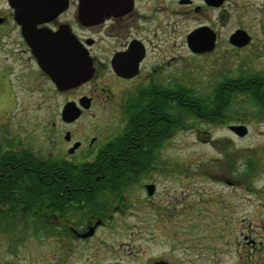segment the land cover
Segmentation results:
<instances>
[{"label": "flooded vegetation", "instance_id": "flooded-vegetation-1", "mask_svg": "<svg viewBox=\"0 0 264 264\" xmlns=\"http://www.w3.org/2000/svg\"><path fill=\"white\" fill-rule=\"evenodd\" d=\"M232 53L264 56V0H0V233L20 232L0 241V264H170L115 241L129 227L157 239L171 215L161 180L180 183L181 171L168 164L166 144L184 130L183 89L199 95L183 81L184 61ZM71 56L80 78L59 86L51 71ZM224 77L264 87V70ZM7 166L21 169L16 178ZM40 167L43 188L33 176ZM41 232L47 243L22 236ZM241 234L245 248L262 243Z\"/></svg>", "mask_w": 264, "mask_h": 264}, {"label": "rangeland", "instance_id": "rangeland-1", "mask_svg": "<svg viewBox=\"0 0 264 264\" xmlns=\"http://www.w3.org/2000/svg\"><path fill=\"white\" fill-rule=\"evenodd\" d=\"M242 69L264 70V56L232 53L186 59L183 81L199 93H210L218 80ZM22 108L34 111L28 105H18L15 111ZM232 110L226 123L194 122L193 127L168 140L167 162L181 171L180 183L161 180L160 187H167L174 200V206L169 207L171 215L163 218L157 239L147 240L148 235L138 227H129L120 232L115 244L124 243L127 248L140 243L151 257L160 256L170 264H264V114L256 112L246 95L236 97ZM232 123L246 124L249 133L236 136L228 129ZM248 161L254 170L246 176ZM167 172L171 178L176 175L175 169ZM126 220L133 222L135 218ZM242 231L261 245L245 248ZM19 233L1 232L0 241L17 240L14 236ZM22 236L24 240L49 241L47 233ZM132 264L138 262L133 260Z\"/></svg>", "mask_w": 264, "mask_h": 264}, {"label": "trees", "instance_id": "trees-1", "mask_svg": "<svg viewBox=\"0 0 264 264\" xmlns=\"http://www.w3.org/2000/svg\"><path fill=\"white\" fill-rule=\"evenodd\" d=\"M227 80V77L218 80L210 93H199L198 96H195L193 90L187 88L183 89V98L181 104L183 114L181 127L183 129L192 127L194 122H206L208 124H222L228 122L230 116L233 113V102L239 95H247L251 106L258 109V111L256 112L258 114H264V87L259 88L256 86H250V80L246 83L238 82L240 80L229 81V83L227 82ZM164 103H166L168 111L173 109V113L176 115V102H172L171 100H169V97H166ZM162 105L163 102H160L158 104L159 111H161V109L163 108ZM154 126L155 125H153L151 128H155ZM160 128V125H158V129ZM7 156L15 155L9 153L7 155H4L2 159L6 160ZM11 159L15 160L16 157H11ZM247 164L248 168H246L244 173L246 174V176H249L254 170V167L252 166V161H248ZM232 165L230 166L233 169L234 167ZM10 169V166H7V172L5 173V176L9 180L10 178H16L21 171V169H14L15 171L10 172ZM116 172H118V169L116 168L108 169L106 176L114 177L116 176ZM47 173L48 171L44 169V167L37 168L36 173L34 172V182H36L37 185H40L39 187L43 188V186L47 185ZM8 182L9 184L11 183V181ZM39 194L40 195L37 199L38 207L41 209L47 208L48 197L44 194V192H40Z\"/></svg>", "mask_w": 264, "mask_h": 264}, {"label": "water", "instance_id": "water-1", "mask_svg": "<svg viewBox=\"0 0 264 264\" xmlns=\"http://www.w3.org/2000/svg\"><path fill=\"white\" fill-rule=\"evenodd\" d=\"M12 3L14 4H19L21 2H32L34 0H10ZM197 37V35L195 34H191L189 36V42L190 45L193 49H197L195 46V38ZM244 38V31L242 30H238L237 33H235L232 36V39H235L236 41L240 42L242 41ZM214 40V37H212V42ZM246 41V39H244V42ZM213 48V46H211ZM71 59L65 63V65H59L58 63H56V68L55 70L51 71V74L53 76V78L55 79L57 85L60 86V84H64V83H68V82H74V81H78L80 77L79 76V72L76 70L75 68V63L73 60V57H70ZM84 75V73H83ZM82 77V75H81ZM75 107L74 105H72V103L69 105H66V109L65 112L68 114H72L75 113ZM76 114H78V111L76 112ZM228 128L230 130H232L235 134H237L240 137H243L245 135L248 134L249 132V128L246 124H230L228 126ZM153 186V185H152ZM149 193H153V188L151 187V189L149 188Z\"/></svg>", "mask_w": 264, "mask_h": 264}]
</instances>
